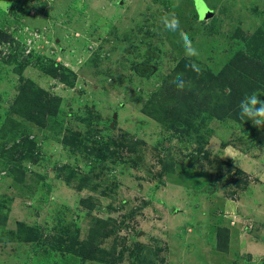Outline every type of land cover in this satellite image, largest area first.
Returning a JSON list of instances; mask_svg holds the SVG:
<instances>
[{"label":"rangeland","instance_id":"1","mask_svg":"<svg viewBox=\"0 0 264 264\" xmlns=\"http://www.w3.org/2000/svg\"><path fill=\"white\" fill-rule=\"evenodd\" d=\"M196 1L0 0V264H264V128L145 113L183 59L216 74L247 44L264 61V0ZM23 63L62 97L56 128L12 111Z\"/></svg>","mask_w":264,"mask_h":264},{"label":"trees","instance_id":"2","mask_svg":"<svg viewBox=\"0 0 264 264\" xmlns=\"http://www.w3.org/2000/svg\"><path fill=\"white\" fill-rule=\"evenodd\" d=\"M195 4L197 5L196 0ZM6 41L15 42L10 34L0 30V44ZM258 54L256 50H250L246 44L216 74L212 72L202 74L194 70L186 59L181 60L176 72L183 75L185 81L183 90L170 84L159 93L161 97L157 98L158 100L147 103L145 113L183 134L190 133L189 126L197 124L195 118L202 115L217 119L232 117L241 121L238 115L241 100L253 92L259 90L264 92V61ZM13 57L14 55L10 56L7 62L13 61ZM25 66L26 64L23 63L16 68L23 83L11 109L15 114L39 125L40 128H56L61 113L62 97L53 95L44 88L36 87L34 81L25 79L23 77ZM52 67L48 71L57 77L58 68L55 65ZM61 78L67 80L66 75L61 74ZM2 222L3 220L0 219V223ZM96 235L97 231L93 233L92 229L88 240L81 245L79 255L83 259L97 258L93 250L96 249L94 244ZM218 249L226 251L228 244L221 240Z\"/></svg>","mask_w":264,"mask_h":264},{"label":"clouds","instance_id":"3","mask_svg":"<svg viewBox=\"0 0 264 264\" xmlns=\"http://www.w3.org/2000/svg\"><path fill=\"white\" fill-rule=\"evenodd\" d=\"M161 21L165 29L168 31H177L179 29V20L174 14L171 15V17L167 15L161 17ZM181 37L185 43L186 56L191 57L197 55L196 49L192 47L191 41L187 34L181 32ZM190 66L194 70L198 71L194 63ZM172 83L179 90H183L185 87V81L182 74H178ZM238 115L241 120L247 118L253 123V125L264 128V99H261V97H259L255 92L250 95H246L239 104Z\"/></svg>","mask_w":264,"mask_h":264},{"label":"water","instance_id":"4","mask_svg":"<svg viewBox=\"0 0 264 264\" xmlns=\"http://www.w3.org/2000/svg\"><path fill=\"white\" fill-rule=\"evenodd\" d=\"M213 14H214L213 11L209 10V13H208V17L207 18L213 16ZM261 168H263V166Z\"/></svg>","mask_w":264,"mask_h":264},{"label":"crops","instance_id":"5","mask_svg":"<svg viewBox=\"0 0 264 264\" xmlns=\"http://www.w3.org/2000/svg\"><path fill=\"white\" fill-rule=\"evenodd\" d=\"M264 166V165H263ZM250 252V251H249Z\"/></svg>","mask_w":264,"mask_h":264}]
</instances>
